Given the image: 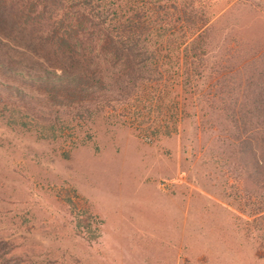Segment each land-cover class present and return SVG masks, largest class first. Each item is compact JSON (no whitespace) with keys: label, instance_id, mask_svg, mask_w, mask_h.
Segmentation results:
<instances>
[{"label":"rangeland","instance_id":"374dc122","mask_svg":"<svg viewBox=\"0 0 264 264\" xmlns=\"http://www.w3.org/2000/svg\"><path fill=\"white\" fill-rule=\"evenodd\" d=\"M205 6L200 63L89 112L0 24V264H264V0Z\"/></svg>","mask_w":264,"mask_h":264},{"label":"trees","instance_id":"16d2710c","mask_svg":"<svg viewBox=\"0 0 264 264\" xmlns=\"http://www.w3.org/2000/svg\"><path fill=\"white\" fill-rule=\"evenodd\" d=\"M206 2L0 0V24L8 51L23 50L17 51L19 65H28V51L40 60L52 59L50 68L61 72L54 81L47 79L53 104L67 101L89 112V104L132 99L144 85L161 82L165 59L181 55L186 66L200 63L206 35L200 32L210 22ZM260 95L245 104L250 108L240 117L241 126L235 123L244 128L242 145H252L259 130L246 126L264 106Z\"/></svg>","mask_w":264,"mask_h":264}]
</instances>
